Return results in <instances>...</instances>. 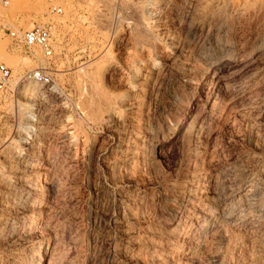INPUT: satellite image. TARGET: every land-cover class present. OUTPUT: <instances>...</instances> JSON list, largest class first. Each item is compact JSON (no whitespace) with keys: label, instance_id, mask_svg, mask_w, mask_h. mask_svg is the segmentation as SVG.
Wrapping results in <instances>:
<instances>
[{"label":"rangeland","instance_id":"374dc122","mask_svg":"<svg viewBox=\"0 0 264 264\" xmlns=\"http://www.w3.org/2000/svg\"><path fill=\"white\" fill-rule=\"evenodd\" d=\"M9 1L0 264H264V0Z\"/></svg>","mask_w":264,"mask_h":264},{"label":"built area","instance_id":"2783aa9c","mask_svg":"<svg viewBox=\"0 0 264 264\" xmlns=\"http://www.w3.org/2000/svg\"><path fill=\"white\" fill-rule=\"evenodd\" d=\"M9 0H0L1 7H8ZM54 12L61 14L62 10L54 8ZM54 27L52 24L44 26H35L32 30L25 32L10 31V36L17 44L33 52V49H40L43 56L46 59H51L54 56V39H53ZM12 77V71L5 64H0V88L5 86ZM27 78L32 81H36L41 84H47L50 82V78L44 72L43 69H37L29 72Z\"/></svg>","mask_w":264,"mask_h":264},{"label":"bare ground","instance_id":"6f19581e","mask_svg":"<svg viewBox=\"0 0 264 264\" xmlns=\"http://www.w3.org/2000/svg\"><path fill=\"white\" fill-rule=\"evenodd\" d=\"M217 1H218V0H217ZM220 1H221V0H220ZM220 1H219V2H220ZM225 1H226V0H225ZM150 2H151V1H150ZM208 2H209V1H208ZM259 2H260V1H259ZM204 3H205V2H204ZM225 3H226V2H225ZM222 4H223V3H222ZM203 5H204V4H203ZM220 5H221V4H220ZM229 5H230V4H229ZM149 6H151V5H149ZM146 7H147V6H146ZM206 7H207V6H206ZM214 7H215V6H214ZM217 7H218V6H217ZM255 7H256V6H255ZM263 7H264V6H263ZM219 8H220V6H219ZM228 8H229V7H228ZM151 9H152V8H151ZM201 9H202V8H201ZM211 9L213 10V8H211ZM223 9H224V8H223ZM255 9H256V8H255ZM258 9H259V8H258ZM149 10H150V9H149ZM233 10H234V9H233ZM241 10H242V9H241ZM247 10H248V9H247ZM147 11H148V10H147ZM209 11H210V9H209ZM238 11H239V10H238ZM148 12H149V11H148ZM213 12H214V11H213ZM213 12H212V13H213ZM236 12H237V11H236ZM256 12H257V11H256ZM256 12H255V13H256ZM149 13H150V12H149ZM204 13H205V12H204ZM206 13H207V12H206ZM217 13H218V12H217ZM222 13H223V12H222ZM234 13H235V12H234ZM234 13H233V14H234ZM255 13H254V14H255ZM201 14H202V13H201ZM214 14H215V13H214ZM250 14H251V13H250ZM151 15H152V14H151ZM216 15H217V14H216ZM210 16H211V15H210ZM214 16H215V15H214ZM233 16H234V15H233ZM235 16H236V15H235ZM220 17H221V16H220ZM139 18H141V17H139ZM201 18H202V17H201ZM208 18H209V17H208ZM208 18H207V19H208ZM210 20H211V19H210ZM222 20H223V19H222ZM143 34H144V33H143ZM221 46H222V45H221ZM218 49H219V48H218ZM223 50H224V49H223ZM135 73H137V72H135ZM28 88H30V89L33 90V91H36V90H38L39 87H38V85L35 84V85H31V86H29ZM22 95H23V94H22ZM24 98H25V97H24ZM105 103H106V101H105ZM106 104H107V103H106ZM29 125H30V124H29ZM125 150H126V149H125ZM248 198H249V197H248ZM249 199H250V198H249ZM249 199H248V200H249ZM251 201H252V200H251ZM247 202H248V201H247ZM217 225H218V224H217ZM195 238H196V237H195ZM190 243H191V242H190ZM190 243H189V245H190ZM192 243H193V242H192ZM47 244H48V243H47ZM192 245H193V244H192ZM42 257H43V256H42ZM43 258H44V257H43ZM50 264H51V263H50ZM52 264H53V263H52Z\"/></svg>","mask_w":264,"mask_h":264}]
</instances>
